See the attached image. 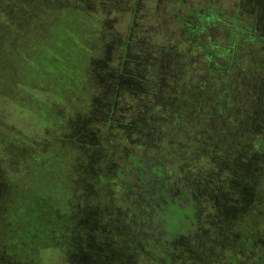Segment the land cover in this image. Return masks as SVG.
<instances>
[{
	"label": "rangeland",
	"instance_id": "rangeland-1",
	"mask_svg": "<svg viewBox=\"0 0 264 264\" xmlns=\"http://www.w3.org/2000/svg\"><path fill=\"white\" fill-rule=\"evenodd\" d=\"M77 11L93 14L88 34L70 39L81 86L56 69L55 49L42 47L59 29L57 15L68 25L57 37L77 33ZM201 11L211 15L206 34L243 44L237 59L252 48L242 47L239 105L222 112L220 101V114L191 116V102L164 97L154 73L166 54L144 43L188 50L185 21ZM125 79L147 87L114 94ZM174 107L186 116L176 121ZM261 136L264 0H0V264H264V147L252 144ZM158 165L195 216L162 246L171 209L163 201L150 220L137 202Z\"/></svg>",
	"mask_w": 264,
	"mask_h": 264
},
{
	"label": "trees",
	"instance_id": "trees-1",
	"mask_svg": "<svg viewBox=\"0 0 264 264\" xmlns=\"http://www.w3.org/2000/svg\"><path fill=\"white\" fill-rule=\"evenodd\" d=\"M61 13L65 15V12ZM68 13H70V11L66 10V15H68ZM87 14L91 18L93 17V14L91 12H87ZM209 16L211 15L208 11H201L194 14L187 21H185V25L187 26L185 32L187 31V33L191 37H194V39H192V47L188 50L175 51L174 49H170L169 45L167 47L163 41H161L160 43L155 41L156 43H153L148 39L147 43H144L146 47L153 46L156 50H159L160 52L166 54V56L163 58H157L161 59L162 61L154 67V73L156 76H159L164 80V97L166 95V97L169 96L171 99H177L176 105H180L181 98H187L191 102V105L188 104L190 106V111H192V113H190L191 116L198 111L208 112L210 107H214L215 114H220V101H224L222 102V112L227 110L230 106L232 108H235L236 105H239L238 101L235 102L232 96L238 91L240 81L244 78V75L242 74V71L244 72V70L242 69V65L246 63V60L244 58L247 57V55L244 56L243 53L247 50L245 51L242 47L252 48L247 44L239 48L238 50L240 54L239 59H237L234 52L237 49V45L239 46L243 44L240 42H233V40L235 39H232L231 37L227 38L229 42H226L225 40L224 43H219L217 41V38L206 34L207 31H209V29L211 28L212 23L203 24V22H206ZM43 17L45 26L50 25L52 22V20H50V17L46 18V14ZM69 17L73 19L74 16L71 15ZM90 17H87L85 13L83 14L82 12L77 11L74 17V19L77 18V21L75 23L76 25L74 26L77 33L75 35H72L70 33L68 37L63 36L61 39L57 36H59L62 30H64V28L68 25H65L61 15H57L55 22L58 24L59 29L56 26L55 32H59L57 34L54 32L55 36L52 39H49L47 43L42 45L44 49H55L54 55L57 58V62L54 66L57 70H63L72 73L75 78L74 83L78 86H81L80 81L82 82L83 79L82 76H77V74H74V70L76 68V62H80L82 58L80 57L79 53L77 54L73 50L70 39L75 38V40H78L80 38V33L88 34L87 30L88 27H90L89 24L93 23ZM204 33L206 35V42L203 43L199 36ZM51 44L53 48L51 47ZM65 48H67L68 53L66 52L61 57H57V55L60 54ZM123 50L124 54L122 55V61L126 60V46H123ZM232 53H234V55L232 56L233 60H231V55H229ZM165 58L167 60L168 58L170 59V66L164 64ZM175 58L177 59V61H175ZM241 61L243 63H241ZM198 62H201L200 65L202 67H199V70L196 71L194 64L196 65ZM160 67L162 69L169 70V74L166 80L164 74H160L161 71H163L162 69L161 71H159ZM212 73L214 74L211 76ZM115 83L116 84L114 85L113 89L115 91L114 94L119 90L129 89V87L131 86L133 87L129 90L133 92H136L138 87H147V85H145L146 83L136 85L130 79H125L122 82L116 80ZM139 91L141 92L140 89ZM156 98H158L159 102L161 96L158 95L156 96ZM231 99L233 100L231 101ZM158 105H160V102ZM174 112H177L174 114V117H176V121H179L177 119L178 116L185 117L187 114L184 109L180 110L175 107ZM252 119L255 118L252 116ZM252 144L253 147H264V136L260 137V142L256 141ZM129 159L133 164L136 165V167L139 165L144 167L140 163V161H138L137 157L131 156L129 157ZM161 170L162 169L159 165L153 166L152 171H156L157 174L150 181H142L141 188L144 187L145 191L140 193V198H138L139 200H137V202L139 203L141 200H145L144 202L140 203V206L145 205L143 207L145 209V213L143 216L145 218H150V220L158 219L159 216L163 214L162 209L157 208L159 204L163 206V201L166 202L165 207L171 209L173 217L167 219V222H165L163 229L157 234V242L162 246L165 240L173 241L174 238L180 233L182 228L185 229L187 228L188 224L195 223V216L193 213L194 206L190 205L189 207H187L183 202L179 201L178 197L174 195V189L169 186V180L159 177L162 172ZM143 171L145 170H142L140 168L137 171V173H140V176L138 177L139 180H142ZM148 172L152 173L150 171ZM159 192L161 193V195H158ZM151 194L154 197L149 199ZM121 204L122 202H119L118 205ZM129 210L133 214V221L137 222V210H132L130 208ZM161 225L162 221L160 220V226ZM157 247L159 246L156 245L155 249H157ZM167 248L171 250L170 245H168ZM148 249L151 250L153 249V247L149 246Z\"/></svg>",
	"mask_w": 264,
	"mask_h": 264
}]
</instances>
